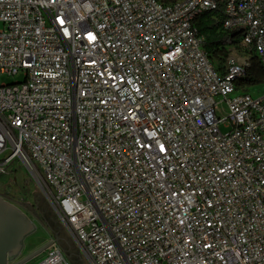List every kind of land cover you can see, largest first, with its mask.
<instances>
[{"label":"built area","instance_id":"1","mask_svg":"<svg viewBox=\"0 0 264 264\" xmlns=\"http://www.w3.org/2000/svg\"><path fill=\"white\" fill-rule=\"evenodd\" d=\"M218 10L248 57L223 71L195 25ZM0 23V77L24 73L0 176L23 165L88 264H264V94L237 86L264 0H0Z\"/></svg>","mask_w":264,"mask_h":264},{"label":"rangeland","instance_id":"2","mask_svg":"<svg viewBox=\"0 0 264 264\" xmlns=\"http://www.w3.org/2000/svg\"><path fill=\"white\" fill-rule=\"evenodd\" d=\"M4 25L0 23V30ZM232 57L240 62L248 57L240 51L231 49ZM24 81V73L14 76L2 75L1 85H11ZM254 95L264 94V86L253 90ZM222 130H224L222 128ZM15 174L0 176V196L20 208L35 223L36 231L25 241L22 254L17 262L24 260L34 252L40 250L50 242L59 239V246L69 258L72 264H88L81 257L80 251L74 243L68 231L59 223L58 218L40 186L31 179L27 169L23 165L16 164ZM46 252L30 260L26 264H38L45 257Z\"/></svg>","mask_w":264,"mask_h":264},{"label":"trees","instance_id":"3","mask_svg":"<svg viewBox=\"0 0 264 264\" xmlns=\"http://www.w3.org/2000/svg\"><path fill=\"white\" fill-rule=\"evenodd\" d=\"M223 21L224 13L222 10L203 13L195 21L199 32L206 37V51L213 64L220 71L224 70L231 56V49L239 48L242 41V34L239 31L224 30ZM249 64L246 77L240 80L237 86L238 90H245L254 94L253 90L264 86V68L256 57H251Z\"/></svg>","mask_w":264,"mask_h":264},{"label":"water","instance_id":"4","mask_svg":"<svg viewBox=\"0 0 264 264\" xmlns=\"http://www.w3.org/2000/svg\"><path fill=\"white\" fill-rule=\"evenodd\" d=\"M36 231L35 223L20 208L0 196V264H26L46 252L54 242L48 243L24 260L17 262L26 239ZM59 243V239L55 241Z\"/></svg>","mask_w":264,"mask_h":264}]
</instances>
